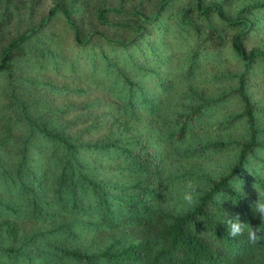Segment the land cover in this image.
<instances>
[{
  "label": "trees",
  "instance_id": "1",
  "mask_svg": "<svg viewBox=\"0 0 264 264\" xmlns=\"http://www.w3.org/2000/svg\"><path fill=\"white\" fill-rule=\"evenodd\" d=\"M239 1L86 29L78 0H0V264H264L225 223L264 229V0Z\"/></svg>",
  "mask_w": 264,
  "mask_h": 264
},
{
  "label": "clouds",
  "instance_id": "2",
  "mask_svg": "<svg viewBox=\"0 0 264 264\" xmlns=\"http://www.w3.org/2000/svg\"><path fill=\"white\" fill-rule=\"evenodd\" d=\"M238 191H241V182L238 185ZM257 199L253 203V211L255 214L259 215V218L264 222V189H257ZM227 195L223 192L217 197L219 203L223 200H228L225 198ZM184 204L187 207H193L198 203L199 192L197 190V185L191 180L188 181L185 185V190L182 197ZM225 223L228 227V235L230 238H235L238 236L247 235L248 240L256 244L261 239V233L264 232V229L259 227H253L248 222H241L239 214H235L231 218H225ZM260 224V225H261Z\"/></svg>",
  "mask_w": 264,
  "mask_h": 264
},
{
  "label": "rangeland",
  "instance_id": "3",
  "mask_svg": "<svg viewBox=\"0 0 264 264\" xmlns=\"http://www.w3.org/2000/svg\"><path fill=\"white\" fill-rule=\"evenodd\" d=\"M56 0H36L37 8L35 12L34 22L39 21L47 12L48 8L55 2ZM66 1V0H65ZM81 5L84 7L85 16L83 19L84 25L87 28H96L98 25L94 21V13L95 9L99 4L106 6H120L124 11L127 10H142L145 14L152 13L157 5V0H149L145 3H140L139 0H130L128 2L122 0H78ZM208 1H217V0H208ZM246 0H240L239 3H243ZM66 39V38H65ZM68 39V38H67ZM214 123V122H213ZM215 126V124H213ZM221 167V163H211L209 164L208 170L214 172Z\"/></svg>",
  "mask_w": 264,
  "mask_h": 264
}]
</instances>
